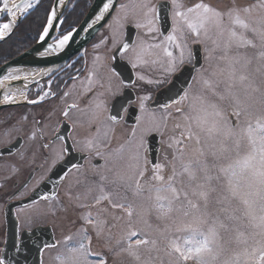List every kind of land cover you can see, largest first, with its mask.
Segmentation results:
<instances>
[{"label":"flooded vegetation","instance_id":"1","mask_svg":"<svg viewBox=\"0 0 264 264\" xmlns=\"http://www.w3.org/2000/svg\"><path fill=\"white\" fill-rule=\"evenodd\" d=\"M40 1H30L32 7L27 10L17 8L20 22L16 28ZM70 2L62 16V34L81 21L76 16L68 17L69 14L76 13L74 9L77 4ZM161 2H166V5H162L161 12L163 13L166 7L169 19V27L165 33L161 32L156 18L157 6ZM180 2L184 6L183 9L194 7L198 2L226 13L233 6L252 7L257 3L261 6L264 0ZM119 3L120 0L117 5ZM2 7L3 2L0 5V8ZM151 8L156 10L151 13L152 17L142 19L143 22L146 21L144 25L149 27L146 32L138 27L135 21L114 29L111 22L115 14L114 9L107 22L82 51L52 69L28 70L29 72L21 77L24 82L18 96H14L11 90L1 96L0 260L6 250L37 249L43 242L44 228L50 233L53 244L42 248L40 264L45 263L48 254L60 255V217H79L82 208L75 207L77 195L88 199L84 207L87 215L91 213L94 221L98 216L107 222L108 202H95L100 194V187H103L106 193L112 194L113 202L123 198L121 186L113 184L112 181L117 174L128 171L129 157L137 148L140 153L139 166L141 169H147L145 178L151 176L156 163L168 164L172 160L173 152L163 144L160 131L154 130L144 135L143 147H139L143 129L153 126V123L159 124L160 128L163 117H168L160 112H169L171 108L155 106L153 100L157 92L164 89L173 76L184 67L193 69L181 96L194 86L195 78L207 63L213 75L216 55L212 49H204L193 34H180L181 38H176L175 43L166 41L165 38L169 34L178 35L172 31L174 7L171 0H151ZM257 11L259 13L256 14L264 15V7ZM13 14L14 12L11 16ZM243 16H246L249 22L252 13ZM224 19L227 20L226 17ZM149 20H152V24L148 23ZM5 21L8 22L6 14L1 18L0 24ZM127 26L133 28V34L130 44H126L128 50L125 51L123 43ZM179 29L185 30L186 26L182 24ZM236 30L242 31L238 28ZM249 32L251 31H246L245 34ZM156 38L164 41L163 48H168L173 57L178 54L175 71H167L168 58L163 49L151 47ZM139 40L147 42V47L142 48L144 51L138 59L137 53L141 52L137 46ZM184 45L186 51L184 62L181 63L180 55ZM210 50L214 59L206 61ZM133 63L137 66L133 67ZM145 96L149 99L145 101L146 110L142 113L139 104ZM97 104L102 105L99 110L103 112L102 123L94 119ZM121 106L127 111H123ZM65 112L68 113L67 116L64 115ZM110 115L116 117L115 123L108 120ZM88 140H92L96 146L86 147ZM166 173L164 170V175ZM74 220L73 227L78 221ZM83 224L79 219V225ZM85 227L93 237L92 244H101L96 241L92 226L86 224ZM10 254L7 253L8 258H11ZM13 254L18 255L17 252ZM3 261L5 264V260Z\"/></svg>","mask_w":264,"mask_h":264},{"label":"snow or ice","instance_id":"2","mask_svg":"<svg viewBox=\"0 0 264 264\" xmlns=\"http://www.w3.org/2000/svg\"><path fill=\"white\" fill-rule=\"evenodd\" d=\"M2 2L0 11L11 14L9 0ZM172 3L176 9L173 16V32L177 31L175 25L183 24L197 38L202 32L208 36L212 28L217 30L219 36H223L224 18L227 17V23L230 25L227 28V41L221 47L213 40L217 48H220L219 59L223 62V66L214 75L222 78L217 83L225 84L224 94L215 91L213 82L205 80L204 83L219 99L223 100L225 96L231 99L230 115L234 119H227L215 102L200 95L192 98L187 110L178 107L176 111L182 123L174 125L181 131L179 137H173L172 143L169 144V147L174 149L172 160L168 164L156 163L151 176L145 178L147 169H141L139 166L140 153L137 148L129 157L128 171L117 174L112 181L120 186L132 187L134 184V195L139 197L141 202L135 206L133 203H114L112 194L106 193L104 188L100 187L96 204L107 201L113 208L121 209L126 214L128 225L127 230L115 240V245L112 243L111 229H108L109 234L104 240L105 247L109 252L118 247L115 255L126 254L138 264H151L150 259H141V252L143 250L150 254L157 250V240L151 238L150 233L143 228L136 227L132 219L135 212L138 222L148 229L153 228L149 221L152 216L164 224L163 231L157 226L154 232L167 241L165 250L169 256L174 257L170 264H187L188 261L193 264H241L239 254L232 259L222 257L230 245H249V239L253 243L249 246L250 250L246 247L243 251V264H264V88L254 86V82L249 81L248 76L243 74L251 60L245 59L242 62L239 54L231 53L233 44L237 48L256 46L252 40L245 37L246 31H251L264 41V16L250 24L241 17L251 15L252 7L233 6L226 13H222L204 3H197L186 11L182 10L184 6L180 0H172ZM13 6L24 9L32 7L30 3ZM108 7L105 5L104 11H108ZM261 7H264V4H261ZM155 11L154 8H149V12ZM54 18L55 12L49 18L48 28L52 27ZM148 23L152 24V20ZM9 28V24L0 25V38ZM48 28L44 29L41 39L48 35ZM237 28L242 31L238 33ZM70 39L71 33L58 38L56 48L63 49ZM165 39L171 43L176 41L172 34ZM176 46L179 47L178 44ZM151 47L161 46L157 44ZM124 50H128L127 45ZM143 51L141 49V52L137 53L138 59ZM163 53L168 58L167 71H175L176 61L172 52L165 47ZM260 56L264 57V52H261ZM180 62H184L183 51ZM132 66L137 65L133 63ZM148 99L149 97L145 96L140 100L142 113L146 110L145 101ZM187 100L189 96L185 92L179 99L173 100L172 104H165L164 107L168 109L172 105H182ZM101 108L102 105H96L94 119L102 123L103 112L99 111ZM121 108L127 111L123 106ZM64 115L67 116L68 113L65 112ZM108 120L115 123L116 117L110 115ZM163 120L166 122L167 116L163 117ZM154 130L159 131V124L153 123V126L143 129L139 147H143L144 135ZM95 146L92 140L87 141L86 147ZM177 163L181 166L179 170ZM167 167L171 168V174L166 177L164 170ZM183 177H186V180L179 179ZM257 206L259 215L256 212ZM83 219L86 224L92 226L96 239L104 238L106 221H94L91 213ZM247 227L255 231L246 234L243 229ZM257 236L261 239L257 240ZM66 239L73 240V237ZM92 241L89 230L82 228L66 252L58 255L59 264H107L103 259H89L93 255ZM0 264H4V261L0 260Z\"/></svg>","mask_w":264,"mask_h":264},{"label":"rangeland","instance_id":"3","mask_svg":"<svg viewBox=\"0 0 264 264\" xmlns=\"http://www.w3.org/2000/svg\"><path fill=\"white\" fill-rule=\"evenodd\" d=\"M197 3L198 2H196V4ZM1 4H2V0H0V5ZM262 4H264V3H262ZM145 5H147L148 7H145ZM149 8H151V0H120V3L115 8V14L112 17V21H111L113 23L114 29L119 28L120 25H124L126 23L132 24V23L136 22L138 25H140L139 27H141L143 29V31L147 30L149 27L147 25H144V23H146V21L143 22L142 19L143 18L147 19L149 16L152 17L151 12H149ZM252 8H253L252 17H250V19H249L250 24H254V22L258 21L262 16H264V15L256 14V13H259L257 10H259L261 8V6L258 5V3L254 7L252 6ZM50 9H51V6H50ZM173 9L175 12L176 9L175 8H173ZM182 10L186 11L187 9H182ZM222 10H224V9H222ZM261 11H263V10H261ZM145 13H148V15H145ZM244 18H246L245 20L247 21V17L245 16ZM46 21H47V19H46ZM61 21H62V19H61ZM61 26H62V23L59 26V32H58L59 36L64 35L68 31V29H67V31L62 34ZM256 26H259V25H256ZM74 27H72V28H74ZM175 27L178 30L180 27H182V24H177V25H175ZM228 27H230V25L227 23V20L225 19V31H224L223 36H219L217 34V30L214 28L210 29L208 36H205L203 34V32L201 33L199 38H197L196 36L193 35V37L201 43V45L204 49H212V52L216 55V59L214 60L215 61L214 62V73H218L219 68L223 66V62L220 61V59H219V56L221 55L220 48H217V45L213 43V40H216L222 47L223 43L225 41H227V39H228V31H227ZM178 32L179 33L175 32L176 34H178V35H174L176 38H181L180 34H183V33L192 34L187 27L185 30L179 29ZM237 32L239 33L238 30H237ZM38 37H37V39H38ZM245 37L247 39L252 40L256 46L255 47L244 46V47L237 48L235 46V44H233L232 49H231V53L233 55L239 54L242 58V62L245 59L251 60V63L248 64L247 69L244 70L243 74L248 76L249 81L254 82V86L264 88V57L260 56V53L264 52V41H262L258 35H254L252 32L245 34ZM146 44H147V42H143L141 40H139L137 42V46L140 49H142L144 46H146ZM157 44H159L161 47L155 48V49H163V47H164V41L163 40H161L160 38H156L154 45H157ZM182 44H184V43H182ZM213 49H215V51H213ZM182 50H183V53L185 55V51H186L185 45L182 47ZM177 55L178 54H176V57H174L175 61H178V59H179V57H177ZM16 56H18V55H16ZM206 56H207L206 61H210V60L212 61L214 59V55L211 53V50L208 51V54ZM15 57H13V58H15ZM13 58H11V59H13ZM11 59L5 61L4 63L10 61ZM207 79H209V80L211 79L210 81L213 82V84L215 85V91L217 93L224 94L225 84L224 83H217L222 78L218 75H214V74L212 75V69L210 68L209 64L207 63V65H205V67L201 70L200 74L195 78V82L193 84L194 86L189 88V90L186 91L188 93L189 100L185 101L182 105H172L169 112H160V114L168 115L166 122L163 120L160 123L161 127L159 128V131L161 132V135H162V137H161L162 142L165 146L169 147V144L172 143V138L177 137V134H179L181 131V129H176L174 127V125L176 123H182V121L179 119V113H177L176 109L178 107H183L185 110H187L188 105L192 101V98L194 96H197V95L204 96L208 100L215 102L216 105L218 106V108L223 112L224 116L230 120V116H231L230 113L232 111L231 99L229 97L225 96V99L221 100L218 98V96L213 95L212 91L204 83V81ZM245 83H247V81ZM158 114L159 113H156V115H158ZM232 118L234 119V117H232ZM165 124H166V126H165ZM171 150L173 152L174 149L171 148ZM180 167H181L180 164L177 163V169L178 170L180 169ZM165 170L167 172L165 176L167 177L168 175L171 174V168L167 167V168H165ZM179 179L186 180V177L179 178ZM129 183L131 184L132 182L129 181ZM177 186L179 187L180 185L178 184ZM134 191H135L134 184H132V187H128L127 185L121 186V195L124 194V196H123V198L120 199V201H115L114 203H124V204L133 203L134 206L136 204H139L141 202L140 198L136 197L134 195ZM86 203H88V199H84V198H82V196L77 195L75 207H81L82 208V212L79 214V217H77V216L74 218H66L63 216L60 217V220H61V225H60V236H61L60 241H61V243L59 246V253L60 254L65 253L67 247L72 245L73 241L77 237V234L81 232V229L86 228L85 227L86 222L83 219V217L87 216V213H85V211H84V207H85ZM73 207H74V204H73ZM73 207L70 206L71 211H73L72 210ZM112 210L117 211V212L114 213ZM107 211H108L107 222H106V225L104 226L105 227L104 238L99 239V240L96 239V241H100L102 245L99 243L91 245V250L93 252V255L90 256L89 259L90 260L103 259L107 262V264H138V262L133 260L131 257L127 256L126 254H121L119 256L115 255L116 251L119 250L118 247L113 248L112 252H109L108 249L105 247L104 240L107 238V236L109 234L107 231L108 229H111V234L113 236L112 243H113V245H115V240L123 232H125L127 230V227H128V225L126 223V221H127L126 214L121 209L113 208L112 205L108 203ZM256 212H257V215L260 214L258 206H257ZM74 219H77L78 221H77V224L73 227V224L75 221ZM79 219L81 220L82 224L84 223L83 224L84 226L79 225ZM132 219H133V222L135 223L137 228H143L144 231L150 233L151 238L157 240V245H156L157 250H153L150 254H148L147 252H144L142 250L141 259L142 260H149L150 259L151 264H170V262L173 261L174 257L169 256L165 250V246H166L167 241L163 237L157 236L154 232V229L157 226H159L160 230L163 231L164 224L156 221L155 217L152 216V217H149V221L153 225V228L148 229L142 223L138 222V217L135 215V212H134ZM96 220H103V218H99L97 216ZM243 230L246 232V234L249 232L255 231L251 227H247ZM68 236L73 237V240H67L66 238ZM256 239L260 240L261 237L257 236ZM68 241H69V244H68ZM252 243H253L252 240L249 239V245H244V244H240V245L232 244V245H230L229 250L225 253V255L222 257V259L223 258L232 259L235 257V255L239 254L240 258H241V264H243V261H244L243 251L246 247H249ZM249 250H250V247H249ZM57 257L58 256H54L53 254H48L46 259H45L44 264H59ZM187 264H193V262L188 261Z\"/></svg>","mask_w":264,"mask_h":264},{"label":"water","instance_id":"4","mask_svg":"<svg viewBox=\"0 0 264 264\" xmlns=\"http://www.w3.org/2000/svg\"><path fill=\"white\" fill-rule=\"evenodd\" d=\"M26 1L29 0H18L9 6L11 8V13L14 12L12 16L8 12H0V20L3 15L6 14L10 24V28L2 36V38H0V42L10 36L20 22V16L19 12L17 11V7H14L13 5H21ZM69 2L70 0H53L46 24L36 42L15 58L0 65V99L6 91L11 88L21 87L22 83L24 82V80L21 78H12L13 75L36 68L42 70L52 69L76 53L82 51L92 40L93 36L107 22L118 0H92L90 7L79 24L64 34L67 35L71 33V39L69 42L64 46L63 49H59L56 48L58 39L57 35L59 32V26L61 24L63 12L67 8ZM105 5L109 6L108 11H104ZM162 5H166V2H161L157 6L156 18L161 32L165 33L169 27V19L166 7L164 12H161ZM53 12H55V18L52 19V27L48 28V21ZM45 28H48V35L41 39ZM132 29L133 28L131 26H127L126 37L123 43L124 45L130 44L133 34ZM62 36L59 38H62ZM192 69L193 68L184 67L181 71L175 74L171 82L164 89L157 92L153 100V105L165 106V104H172L173 100L179 99L189 83L191 77L190 72ZM2 106L4 105H1V107ZM43 234V242L37 249H24L17 251L6 250L2 255V260H5V264H40V253L42 248L46 245L53 244L51 235L49 232H46L45 228L43 229ZM10 252H12V254H10ZM14 252H17L18 255H14ZM7 253L11 255V258L7 257ZM19 253L21 254L19 255Z\"/></svg>","mask_w":264,"mask_h":264},{"label":"trees","instance_id":"5","mask_svg":"<svg viewBox=\"0 0 264 264\" xmlns=\"http://www.w3.org/2000/svg\"><path fill=\"white\" fill-rule=\"evenodd\" d=\"M92 0H71L76 3V13L69 14L68 17L76 16L81 20L88 10ZM52 0H41L37 7L25 18V20L15 29L12 35L0 44V65L5 61L15 57L22 51L30 47L42 31Z\"/></svg>","mask_w":264,"mask_h":264},{"label":"bare ground","instance_id":"6","mask_svg":"<svg viewBox=\"0 0 264 264\" xmlns=\"http://www.w3.org/2000/svg\"><path fill=\"white\" fill-rule=\"evenodd\" d=\"M18 0H9V6L12 5L13 3L17 2ZM31 0H29L28 2L24 3V4H31L30 2ZM90 7V6H89ZM20 9H24L23 7H20ZM28 9V8H27ZM27 9H24V10H27ZM87 12V11H86ZM13 13V12H12ZM84 17V16H83ZM3 24H9V22H3L2 24L0 25H3ZM10 25V24H9ZM8 30L4 31L3 35L7 32ZM29 71L26 70V71H23L21 73H17L16 75H13L12 78H21L22 76L26 75V73H28ZM11 91H13V94L14 96H18L20 93H21V87H16V88H11L9 89ZM7 92V91H6ZM25 248H23L22 250H24ZM25 250H28L27 248ZM21 253H19L20 255Z\"/></svg>","mask_w":264,"mask_h":264}]
</instances>
